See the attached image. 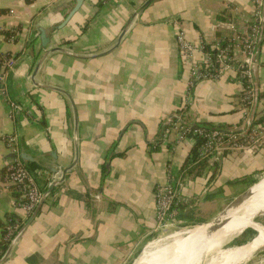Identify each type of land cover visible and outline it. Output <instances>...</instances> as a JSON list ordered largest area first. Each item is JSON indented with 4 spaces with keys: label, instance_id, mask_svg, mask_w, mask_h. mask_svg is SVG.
Returning a JSON list of instances; mask_svg holds the SVG:
<instances>
[{
    "label": "crops",
    "instance_id": "crops-1",
    "mask_svg": "<svg viewBox=\"0 0 264 264\" xmlns=\"http://www.w3.org/2000/svg\"><path fill=\"white\" fill-rule=\"evenodd\" d=\"M147 1L84 0L51 41L49 48L65 50L43 55L29 45L33 28L59 24L76 0H0V53L17 55L7 85L21 106L11 117L0 97V135L15 136L45 193L30 216L15 205L16 188L4 179L12 151L0 141V219L21 221L0 264H131L166 231L157 227L155 188L169 170L182 200L172 225L183 226L211 221L244 187L240 180L264 170L263 139L251 152L226 151L200 173L189 171L195 144L165 130L188 82L172 20L189 39L210 40L227 18L252 15V0ZM18 25L16 39L7 40L3 32ZM262 32L264 85V21ZM238 91L230 76L197 83L196 123H237ZM59 169L63 178L51 185Z\"/></svg>",
    "mask_w": 264,
    "mask_h": 264
},
{
    "label": "built area",
    "instance_id": "built-area-1",
    "mask_svg": "<svg viewBox=\"0 0 264 264\" xmlns=\"http://www.w3.org/2000/svg\"><path fill=\"white\" fill-rule=\"evenodd\" d=\"M252 6V15L237 16L242 17V27L237 26V17L227 18L221 25L216 26V29H221L222 33L210 40L204 37L197 40L189 39L179 21L172 20L176 26L179 55L188 68V82L179 111L174 117L169 118L165 130H174L177 141L191 139L196 145L200 140L197 148L198 161L206 160L210 165L226 151L251 152L263 144L264 85L258 81V68L261 64L258 51L263 36L264 0H252ZM227 8L239 12L237 6L228 5ZM17 34L18 32L8 40H14ZM3 55L4 58H0V97L8 103L9 116L12 117L15 112L21 110L20 104L10 97L7 85V76L15 65V59ZM227 76H230L239 88L236 103L240 114L239 121L231 126L215 127L196 123L193 118L196 114L192 108L194 87L201 81H215ZM0 141H5L11 151L16 153L5 166V183L16 188L19 196L15 205L26 216H30L42 204L45 193L39 187L34 173L19 157L15 136L1 134ZM63 175L62 170L59 169L53 174L50 184L58 183ZM181 201L169 170L166 181L155 188V214L158 228L166 230L172 225L177 215L176 206ZM20 227L19 217L12 215L5 218L4 239L8 247L15 242Z\"/></svg>",
    "mask_w": 264,
    "mask_h": 264
},
{
    "label": "bare ground",
    "instance_id": "bare-ground-1",
    "mask_svg": "<svg viewBox=\"0 0 264 264\" xmlns=\"http://www.w3.org/2000/svg\"><path fill=\"white\" fill-rule=\"evenodd\" d=\"M237 205L221 215L225 224L204 223L161 236L150 242L135 264H243L264 246V223L256 216L264 212V177ZM254 227L258 235L239 245H227L240 233ZM167 236V235H166Z\"/></svg>",
    "mask_w": 264,
    "mask_h": 264
},
{
    "label": "water",
    "instance_id": "water-1",
    "mask_svg": "<svg viewBox=\"0 0 264 264\" xmlns=\"http://www.w3.org/2000/svg\"><path fill=\"white\" fill-rule=\"evenodd\" d=\"M151 1L152 0H148L145 5L149 4ZM83 3H84V0H76L75 6L67 13V15L64 17L62 22H60L59 24H54V25H49V26H42L41 24L36 25L35 28H33V30H32V35H31V39L29 41V45H31L32 43L38 44L37 49L39 51L44 50L43 55H46L47 53L52 52L54 50H65L64 48H61L58 46L53 47V48H49L51 45V41H52L53 36L55 35V33L57 31L66 27V25L71 21L74 14L80 10ZM123 33H124V30H123L121 36L123 35ZM262 41H263V36H262V39L260 41V44L262 43ZM15 155H16V153L12 152L11 158L13 159L15 157ZM19 157L22 159L23 162L25 159H31V157L29 155H27L26 153H23V154L19 153ZM260 180L261 179L256 181L254 184L250 185L246 191L239 193L229 204H227V206L223 210H221L218 213L217 216H215L211 221H208L206 223H212L214 227H219V226L225 224L227 221L225 222V221L221 220V215L226 211V209L232 208L233 206L237 205L243 198H245L246 195L248 196V193H249L248 191L250 189H252L253 186L255 184H257ZM140 255H141V253H139L136 256V258L133 260V262L131 264H135L136 260L139 258Z\"/></svg>",
    "mask_w": 264,
    "mask_h": 264
},
{
    "label": "trees",
    "instance_id": "trees-1",
    "mask_svg": "<svg viewBox=\"0 0 264 264\" xmlns=\"http://www.w3.org/2000/svg\"><path fill=\"white\" fill-rule=\"evenodd\" d=\"M22 30V26L21 25H18V26H15L14 28H11V29H7L3 32L5 38L8 40L10 39L16 32H19ZM16 39V37H15ZM14 39V40H15ZM0 58L3 59L4 57H2L3 53H0ZM6 56H11V57H17L16 56H12V55H9V54H5ZM3 55V56H5ZM15 59V58H14ZM263 93H261L260 96H262ZM200 144V140H198L197 144L193 147L192 151L189 153L185 163H184V168H192L191 170L189 171H194V169H196L197 173H200L201 170L203 168H205L208 163L206 160H203V161H198V151H197V148ZM253 179L251 178V175H247L243 178V180H240V182H244V183H247L249 181H252ZM17 191V190H16ZM15 198L17 200L18 196H19V193L18 192H15ZM8 216H12V215H8ZM0 228H1V238H0V257L2 256L3 252L7 249V242L6 240L4 239V235H5V231H4V228H5V220H2L0 219ZM249 229V228H248ZM245 233V232H244ZM248 237L249 239H252L255 235H256V230L250 228L248 230ZM248 239V240H249ZM247 242V240H241L238 244H242V243H245Z\"/></svg>",
    "mask_w": 264,
    "mask_h": 264
},
{
    "label": "rangeland",
    "instance_id": "rangeland-1",
    "mask_svg": "<svg viewBox=\"0 0 264 264\" xmlns=\"http://www.w3.org/2000/svg\"><path fill=\"white\" fill-rule=\"evenodd\" d=\"M261 177H264V170H260V171H258L256 174H254L253 176H251V178L253 179L252 181H249V182H247V183H245V185H244V187H242L241 188V191L239 192V193H241V192H244V191H246L248 188H249V186L250 185H252V184H254L256 181H258L259 179H262ZM237 196V194L235 195V197ZM234 197V198H235ZM233 198V199H234ZM232 199V200H233ZM231 200V201H232ZM230 201V202H231ZM229 204V203H228ZM227 206V205H226ZM225 206V207H226ZM225 207H223V209L225 208ZM222 209V210H223ZM256 219L258 220V221H260V222H262V223H264V212H260V213H258V215L256 216ZM204 223H206V222H204ZM201 224H203V223H196V224H189V225H185V226H183V225H177V224H175V225H172V226H169L167 229H166V231L161 235V236H164L165 235V237H168V235L170 236V235H173L174 233H177V232H179V231H182V230H185V229H189V228H193V227H195V226H197V225H201ZM250 228H252V227H249V229ZM248 228L245 230V231H243L242 233H240L232 242H230L229 244H227V245H239L238 243L241 241V240H247V241H249V240H251V239H249V237H248V235H249V233H248V230H249ZM253 229H255L254 227H253ZM256 230V229H255ZM245 232V233H244ZM258 233V231L256 230V234ZM167 235V236H166ZM258 235V234H257ZM256 235V236H257ZM160 236V237H161ZM159 238V237H158ZM249 239V240H248ZM144 251V250H143ZM140 253H142V252H140ZM243 264H264V246L263 247H261L258 251H257V253H256V256L251 260V261H248V262H246V263H243Z\"/></svg>",
    "mask_w": 264,
    "mask_h": 264
}]
</instances>
